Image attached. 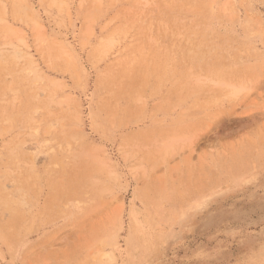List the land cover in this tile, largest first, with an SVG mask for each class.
Instances as JSON below:
<instances>
[{
	"label": "rangeland",
	"instance_id": "374dc122",
	"mask_svg": "<svg viewBox=\"0 0 264 264\" xmlns=\"http://www.w3.org/2000/svg\"><path fill=\"white\" fill-rule=\"evenodd\" d=\"M0 264H264V0H0Z\"/></svg>",
	"mask_w": 264,
	"mask_h": 264
},
{
	"label": "bare ground",
	"instance_id": "6f19581e",
	"mask_svg": "<svg viewBox=\"0 0 264 264\" xmlns=\"http://www.w3.org/2000/svg\"><path fill=\"white\" fill-rule=\"evenodd\" d=\"M212 55V54H211ZM201 58V57H200ZM207 59V58H206Z\"/></svg>",
	"mask_w": 264,
	"mask_h": 264
}]
</instances>
